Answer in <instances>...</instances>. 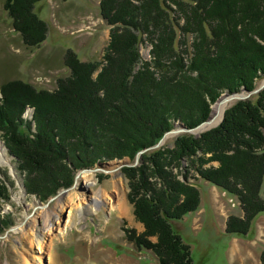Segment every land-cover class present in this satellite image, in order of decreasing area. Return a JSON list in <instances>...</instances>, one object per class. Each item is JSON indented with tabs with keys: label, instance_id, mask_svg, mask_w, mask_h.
<instances>
[{
	"label": "trees",
	"instance_id": "obj_1",
	"mask_svg": "<svg viewBox=\"0 0 264 264\" xmlns=\"http://www.w3.org/2000/svg\"><path fill=\"white\" fill-rule=\"evenodd\" d=\"M41 1H3L12 28L30 48L48 36L47 23L35 11ZM99 5L111 27L102 62H82L70 50L64 59L70 75L60 78L55 90L19 79L0 86V135L27 193L41 200L69 187L73 168H92L116 157L134 159L176 122L195 127L210 118V106L222 94L253 91L264 78V0H101ZM144 37L152 46L149 61L140 54ZM28 108L35 109L33 120L24 117ZM247 118L264 127V90L228 109L222 123L203 136L206 142L220 139L249 150L217 157L218 167L197 168V179L238 198L244 215L230 216L226 232L240 236L264 212V144L253 142L261 140L255 127L238 130L240 119L249 124ZM176 145L174 153H185L197 143L183 135ZM168 152L143 156L145 164L153 165V171L149 165L146 169L164 178L159 189L147 183L152 198L141 203L139 215L159 240L153 243L130 230L126 236L139 251H151L159 264H193L190 246L172 223L196 212L201 194L195 184L169 178L163 169ZM217 160L200 159V166ZM3 175L0 206L11 201L8 184L15 186L10 175ZM12 223L10 216H0V230Z\"/></svg>",
	"mask_w": 264,
	"mask_h": 264
},
{
	"label": "rangeland",
	"instance_id": "obj_2",
	"mask_svg": "<svg viewBox=\"0 0 264 264\" xmlns=\"http://www.w3.org/2000/svg\"><path fill=\"white\" fill-rule=\"evenodd\" d=\"M3 1L0 0V86L5 81L19 79L39 89L55 90L58 80L70 75V70L64 64L65 56L70 50L75 52L82 62L103 61L111 38V27L101 17L99 5L101 0L39 2L35 11L47 23L49 31L46 41L34 48L25 46L20 34L12 28L11 20L4 11ZM190 40L188 37L189 43ZM151 50L152 46L144 37L140 45L143 60H151ZM263 80L264 78L257 81L255 89L261 86ZM263 90L264 88L260 92ZM258 94L243 100H232L226 111L238 102L249 101ZM1 95L0 92V100ZM224 96L228 97V93L222 94L219 100L211 104L212 111ZM226 111L218 124L214 125L212 122L211 128L170 136L167 134L158 147L153 148L161 140L148 147L150 149L144 152L140 159H137L138 152L134 159L129 156L116 157L100 161L90 169H74L66 162L71 169L73 168L72 184L61 188L58 193L63 189L69 190L60 194L48 206L35 204V200L43 204L48 200H41L36 195L23 194L21 189L23 176L17 168L16 159L7 149L10 164L16 175L13 176L10 172L9 165L0 164V179L4 181L3 174L7 173L10 180L15 181L14 187L8 184L12 192L11 201L3 202L0 206V216L8 215L13 222L0 230V264H159L151 251H139L126 236L130 230L153 243L159 240V234L154 233L149 224H145L139 216L141 203L152 198V191L147 183L153 184L157 189L164 185L161 174L154 172L153 175L146 169L149 165L153 171V165L149 162L145 164L143 157L158 150L170 151L163 157V169L170 175L169 178L175 176L180 183L195 184L201 194L200 208L182 220L172 223L175 232L190 246L193 264H262L264 212L253 220L247 235L228 234L226 225L229 217L244 215L238 198L204 180L197 179V168L218 167L220 161L217 157L226 155L230 158L239 155L240 151L249 150L248 146L241 143L227 146L226 142L220 139L214 143V139L208 142L203 139L205 133L222 123ZM30 116L31 114L27 113V117ZM244 121L246 120L240 119L238 130L246 127L255 131V127L260 133L261 140L254 139L253 142H257L256 145L264 144V127L250 120L246 125ZM175 124L176 128L174 126L175 129L172 130L180 129V122ZM183 135H190L196 141L195 150L174 153L177 148L176 142ZM0 140L5 141L1 135ZM3 144L5 145V142ZM211 157L217 161L206 162L200 166V159L208 160ZM99 164L105 165L98 166ZM110 168H117L118 173H110L108 170ZM85 169L97 172L94 185H85L83 178L82 182H78L80 174ZM102 189L111 197L113 208L100 205L96 211L81 215L82 207L85 208L93 202ZM58 198L62 199L61 203ZM60 205L63 207L60 219L54 222L52 230L44 236V243L39 247L34 241V236L39 235V230L45 227V212L47 209L57 211ZM35 208L37 209L34 211ZM121 208H125V212H122ZM15 226L18 228L14 232H9ZM19 227H22L20 231L17 230ZM146 231L154 234L146 236Z\"/></svg>",
	"mask_w": 264,
	"mask_h": 264
},
{
	"label": "bare ground",
	"instance_id": "obj_3",
	"mask_svg": "<svg viewBox=\"0 0 264 264\" xmlns=\"http://www.w3.org/2000/svg\"><path fill=\"white\" fill-rule=\"evenodd\" d=\"M225 95H227V94H225ZM232 100L234 101L236 99H232V97L229 94H228V97L227 96L222 97V99L214 106V109L212 111L213 112L212 119H211V117L208 119L210 122H209L208 126H206L204 128V130L211 128L212 122L215 125L221 121V119L223 118L224 112L226 111V109L229 106V102H231ZM174 131L175 132L169 134V136L180 133L178 131V129H176ZM201 131H203V130L201 129ZM0 164L1 165H10V159L8 157V150H7L6 146L1 141H0ZM116 169L117 168H110L108 170H110V173L117 174L118 171H116ZM96 173L97 172H95V171L85 170L80 174L78 182H82L81 179L83 178L85 180V182H83L85 185H87V186L94 185L96 183ZM60 198H58L59 203L62 202V199L60 200ZM35 204L38 205L39 202L37 200H35ZM100 205L105 207V208H109V209L113 208V203H112L111 197H109L108 194L103 189L100 191L99 195L96 196V198L94 199L93 202L89 203L88 206H86L85 208L82 207V209L80 210V213H81V215L90 214V213L96 211L100 207ZM58 207H59V209H57V211H53V210L50 211L49 209H47L45 212V216H46L45 227L43 229L39 230V235L37 234L34 236V241L37 243V245L39 247H41L43 245L44 236L52 230L54 222L58 221L60 219V212L63 209V207H61V205ZM124 209L121 208L120 210L122 212L123 211L125 212L126 209L125 210ZM21 229H22V227L21 228L19 227V229H17V230L20 231ZM40 233L42 234V236H40Z\"/></svg>",
	"mask_w": 264,
	"mask_h": 264
},
{
	"label": "water",
	"instance_id": "obj_4",
	"mask_svg": "<svg viewBox=\"0 0 264 264\" xmlns=\"http://www.w3.org/2000/svg\"><path fill=\"white\" fill-rule=\"evenodd\" d=\"M263 88H264V80H263V83L261 84V86H259L257 89H255V90H253V91H247L246 89H244L242 92L231 93V94L228 93V94L232 97V99L243 100V99H247V98H249V97H251V96H253V95H255V94H258ZM34 112H35V109H32V116L30 117V120H32V119L34 118ZM209 122H210L209 120H206L205 122L199 124L198 126H196V127L193 128V129L188 128V127L184 126L183 124H179L180 129H178V131H179L180 133H182V132H189V133H190V132H195V131H199V130L201 131V129L204 130V128H205L206 126H208ZM175 128H176V126H175ZM33 129H34V131H36V125H35V123L33 124ZM174 132H175L174 130H170V131H168V132L164 135V137L161 139L160 143L157 144L156 146H154L153 148L158 147V146L163 142V140L165 139V137H166L167 134H171V133H174ZM0 141H1L2 143H4V141H2V140H0ZM6 148H7V147H6ZM7 149H8V148H7ZM149 149H150V148H146V149L142 150L141 152H139V153H138V156H137V159H140L141 155H142L144 152H146L147 150H149ZM12 157H14V156H12ZM14 158H15V157H14ZM103 165H105V164H99L98 166H103ZM9 166H10V170H11L10 172L13 174V176H15V175H16V171L14 170V168H13V166H12L11 164H10ZM87 169H90V168H87ZM83 170H84V169H83ZM85 170H86V169H85ZM77 177H78V175H77ZM21 189H22V191H23V194L26 195V194H27V189H26V186H25L24 182L21 183ZM68 190H69V189H63V190H61L56 196L50 197V198L48 199V202H47L46 204H43L41 201H39V203L41 204V206H42V205L48 206L52 201H54L58 196H60V194H62V193H67ZM36 209H37V208H35L34 211H35ZM16 228H18V226L13 227L12 229L9 230V232H14V230H16Z\"/></svg>",
	"mask_w": 264,
	"mask_h": 264
}]
</instances>
